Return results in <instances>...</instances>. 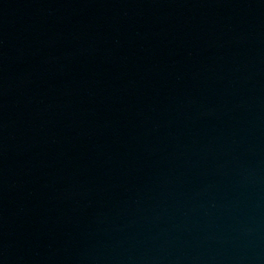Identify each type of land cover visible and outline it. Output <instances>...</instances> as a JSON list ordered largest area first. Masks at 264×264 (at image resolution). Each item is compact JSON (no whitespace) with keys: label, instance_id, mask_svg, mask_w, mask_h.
<instances>
[{"label":"water","instance_id":"obj_1","mask_svg":"<svg viewBox=\"0 0 264 264\" xmlns=\"http://www.w3.org/2000/svg\"><path fill=\"white\" fill-rule=\"evenodd\" d=\"M0 264H264V0H0Z\"/></svg>","mask_w":264,"mask_h":264}]
</instances>
